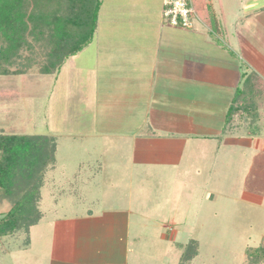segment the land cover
Returning a JSON list of instances; mask_svg holds the SVG:
<instances>
[{
  "label": "crops",
  "instance_id": "0c3cea01",
  "mask_svg": "<svg viewBox=\"0 0 264 264\" xmlns=\"http://www.w3.org/2000/svg\"><path fill=\"white\" fill-rule=\"evenodd\" d=\"M192 3L196 18L185 29L165 24L163 0H102L88 58L80 59L85 46L57 75L71 66L80 93L72 103L75 116L89 120L103 150L127 151L117 165L128 172L106 185L108 206L50 218L42 254L26 247V264H139L138 231L144 236L149 220L167 229L166 218L148 215L174 203L182 171L195 184L191 198L198 196L193 189H207L216 167L224 181L229 165L264 164L263 118L236 114L226 122L246 78L262 88L254 106L264 116V0ZM96 183L90 193L103 197ZM239 196L248 204L262 200Z\"/></svg>",
  "mask_w": 264,
  "mask_h": 264
},
{
  "label": "rangeland",
  "instance_id": "374dc122",
  "mask_svg": "<svg viewBox=\"0 0 264 264\" xmlns=\"http://www.w3.org/2000/svg\"><path fill=\"white\" fill-rule=\"evenodd\" d=\"M45 47L44 44L34 45L31 55L35 63L39 64L38 59L43 62ZM91 48L89 45L82 51L87 54L81 56V60L88 58ZM24 55H28L26 50L21 57ZM68 62L72 63L71 58ZM19 63L22 64L23 59L17 65ZM36 68L31 74L0 76V134L54 137L55 164L46 172L40 190L38 209L43 219L29 232L0 238V264H26V247L31 248L32 254H42L40 250L48 232L45 223L50 218L72 216L87 209L99 211L108 206V202H112L110 196L105 197L106 185L109 180H117L116 176L123 171L128 172L117 165L122 163L121 154L127 151H115L111 147L105 152L103 139L91 132L89 120L75 116L77 111L72 103L74 95L80 96V93L76 90L78 85L73 84L71 66L61 68L60 75H57L58 69L53 75H40ZM86 94L87 88L83 97ZM80 107L82 105L78 109ZM87 116L85 113L84 117ZM97 143L101 144L100 150L96 148ZM115 155L119 157L116 161ZM207 178V189H193L198 196L190 198L188 193L195 184L183 171L180 173L178 185L181 186L174 194L176 200L171 201L174 203L167 205L166 210L150 211L148 215L166 218L167 229L149 220L150 224L145 223L141 228L144 236L138 231L139 264H246L245 252L264 245V164L229 165L225 167L224 181H219L221 175L216 167ZM91 182L101 186L99 191L103 197H92L90 192L94 190L88 187ZM154 187L160 189L158 184ZM242 192L255 196V201L262 199L261 203L248 204L240 200ZM214 196L219 198L213 200ZM8 208L7 204L0 203V215ZM130 231L134 234L133 226Z\"/></svg>",
  "mask_w": 264,
  "mask_h": 264
},
{
  "label": "trees",
  "instance_id": "16d2710c",
  "mask_svg": "<svg viewBox=\"0 0 264 264\" xmlns=\"http://www.w3.org/2000/svg\"><path fill=\"white\" fill-rule=\"evenodd\" d=\"M101 2L0 0V76L31 74L38 65L40 75L55 74L68 58L92 40ZM35 44L46 46L43 62L38 59L39 64L31 55ZM24 50L28 55L21 57ZM21 59L23 63L17 65ZM250 82L246 78L236 90L226 122L232 121L236 114H247L253 121L264 120L261 106H254L257 90L262 88L251 87ZM55 140L42 135L0 134V203L9 206L0 215V238L28 232L39 222L40 190L46 172L55 164ZM245 262L264 264V245L248 249Z\"/></svg>",
  "mask_w": 264,
  "mask_h": 264
},
{
  "label": "built area",
  "instance_id": "2783aa9c",
  "mask_svg": "<svg viewBox=\"0 0 264 264\" xmlns=\"http://www.w3.org/2000/svg\"><path fill=\"white\" fill-rule=\"evenodd\" d=\"M161 16L168 26L191 29L196 11L192 0H163Z\"/></svg>",
  "mask_w": 264,
  "mask_h": 264
}]
</instances>
